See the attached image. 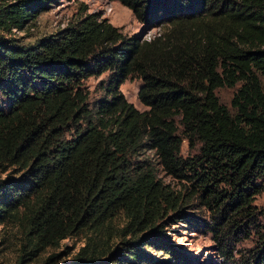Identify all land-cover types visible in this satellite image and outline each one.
Returning <instances> with one entry per match:
<instances>
[{
    "label": "trees",
    "instance_id": "obj_1",
    "mask_svg": "<svg viewBox=\"0 0 264 264\" xmlns=\"http://www.w3.org/2000/svg\"><path fill=\"white\" fill-rule=\"evenodd\" d=\"M53 1L0 6V167L10 170L0 224L25 226L22 264L80 233L85 245L65 264H174L143 245L181 259L166 223L195 221L197 202L226 257L231 239L258 235L247 262L264 264L253 206L264 180V0H174V9L160 0L163 30L150 39L93 13L34 43L12 35ZM119 1L148 13L150 0ZM105 73L92 103L85 81ZM131 77L143 82L145 110L120 89ZM237 86L230 109L217 90ZM185 141L195 151L187 157ZM150 151L188 181L183 192L162 182Z\"/></svg>",
    "mask_w": 264,
    "mask_h": 264
},
{
    "label": "rangeland",
    "instance_id": "obj_2",
    "mask_svg": "<svg viewBox=\"0 0 264 264\" xmlns=\"http://www.w3.org/2000/svg\"><path fill=\"white\" fill-rule=\"evenodd\" d=\"M12 0H0V6L11 2ZM160 0H150L148 4V13L143 19L138 16L134 10L122 4L119 0H54L51 6L34 20L30 21L25 29H13L12 35L22 43H34L36 40L54 34L69 23L75 22L81 17L91 13L96 14L100 19H107L110 23L118 27L121 32L128 37H139L140 39H150L159 35L163 30L164 14ZM163 6L173 7L174 0H166ZM190 1V0H189ZM197 2H199L197 0ZM191 3V2H190ZM159 6V7H158ZM174 9V8H172ZM146 11V12H147ZM109 73L99 77H90L85 81V85L90 92V100L95 103L104 96L102 87L108 84ZM142 80L138 77H131L121 85V91L127 100L132 102L138 109L145 110L147 107L139 99V91L142 86ZM238 89L237 87H223L217 90L221 102L232 109V99ZM188 142L183 144L182 155L187 157L194 154ZM158 168V177L162 182L170 186L175 192H183L188 184L186 179L179 178L170 174L159 164L157 157L153 152L145 155ZM144 157L141 156L140 160ZM0 167V177H5L10 170H4ZM262 187L261 193L256 195L254 200V209L257 211L258 224L261 226V232L264 233V180H260ZM195 221L181 222L180 218L166 223L164 238L170 248H174L179 254V258L166 254V251L156 249L151 246L143 245V249L151 254L157 261H163L166 258H172L174 264H250L252 257L256 254L258 247V235L250 238L238 237L231 239L229 243V256L222 252L216 235L208 228L213 221L210 217V211L202 205H194L191 210ZM125 217L119 216L115 221V226L119 229L125 225ZM162 235V234H161ZM27 242L25 226L21 221H9L0 224V264H22L23 248ZM86 234L80 233L68 239L61 241L56 247H49L39 253L38 256H27L23 264H65L71 262L79 249L85 245ZM57 258L49 261L50 257ZM28 257H30L28 259ZM180 261V263H178ZM262 264V262H261Z\"/></svg>",
    "mask_w": 264,
    "mask_h": 264
}]
</instances>
